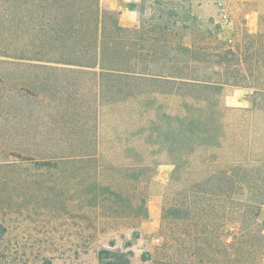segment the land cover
I'll use <instances>...</instances> for the list:
<instances>
[{
  "label": "rangeland",
  "instance_id": "1",
  "mask_svg": "<svg viewBox=\"0 0 264 264\" xmlns=\"http://www.w3.org/2000/svg\"><path fill=\"white\" fill-rule=\"evenodd\" d=\"M92 4L0 0V264H264V187L201 190L153 148L140 157L137 100H125L120 74L102 57H57L94 45L96 13L100 48L114 25L135 30L136 64L160 31L210 54L240 56L257 39L263 54L264 0H99L93 14ZM255 90L225 84L220 101L246 110L260 158Z\"/></svg>",
  "mask_w": 264,
  "mask_h": 264
},
{
  "label": "trees",
  "instance_id": "2",
  "mask_svg": "<svg viewBox=\"0 0 264 264\" xmlns=\"http://www.w3.org/2000/svg\"><path fill=\"white\" fill-rule=\"evenodd\" d=\"M98 1L84 10L97 12ZM89 25L94 30V45L92 41L89 46H75L71 51L60 49L57 57L64 61L76 59L79 64L86 58L102 57L109 73L120 74L125 100H137L134 109L140 118L136 127L140 157L153 148L175 164V176L189 175L188 185L201 190L264 187V156L251 157L246 110L224 106L220 101L225 84L254 85L253 105L264 103V80L258 77L259 69L264 67V49L259 54L257 39L249 40L240 56L233 49L210 54L202 46L169 45L170 39L164 35L167 32L160 31L153 37L154 51L140 49L138 56L143 63L136 64L132 58L136 56H129L134 49L137 51L139 41L131 37L135 30L114 25L113 40L100 48L97 13ZM60 31L64 37L65 30ZM122 52L126 54L122 56ZM209 56H215V61ZM150 57L152 62L148 61ZM154 62L157 64L153 67ZM5 231L0 223V235Z\"/></svg>",
  "mask_w": 264,
  "mask_h": 264
},
{
  "label": "crops",
  "instance_id": "3",
  "mask_svg": "<svg viewBox=\"0 0 264 264\" xmlns=\"http://www.w3.org/2000/svg\"><path fill=\"white\" fill-rule=\"evenodd\" d=\"M49 63L56 64V65H67V63H60V62H49ZM71 66H75V65H71ZM89 68H92V67H89Z\"/></svg>",
  "mask_w": 264,
  "mask_h": 264
}]
</instances>
